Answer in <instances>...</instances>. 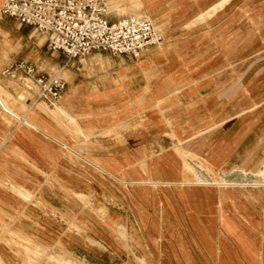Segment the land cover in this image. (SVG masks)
Instances as JSON below:
<instances>
[{"label": "crops", "instance_id": "0c3cea01", "mask_svg": "<svg viewBox=\"0 0 264 264\" xmlns=\"http://www.w3.org/2000/svg\"><path fill=\"white\" fill-rule=\"evenodd\" d=\"M237 1L182 0L163 19L148 16L164 37L161 48L140 60L95 51L78 61L83 67L69 80L63 77L67 89L58 103L42 100L50 109L15 117L20 124L11 129L0 122L6 151H14L0 162L7 180L66 216L53 225H63V236L69 230L72 244L92 249L95 229L115 245L111 225H129L133 215L147 232L154 264H264V237L236 241L226 230L219 240L173 238L176 188L182 198L220 197L218 187L198 189L189 165H208L211 176L264 166V46L253 44L264 38V10L253 11L264 0ZM106 5L110 19L121 18ZM16 22L21 47L6 41L10 61L0 64V76L20 79L1 70L21 60L50 73L42 48L59 52L48 47L46 34ZM0 194L20 202L7 190ZM73 216L81 233L64 228ZM84 250L87 260L91 250Z\"/></svg>", "mask_w": 264, "mask_h": 264}, {"label": "rangeland", "instance_id": "374dc122", "mask_svg": "<svg viewBox=\"0 0 264 264\" xmlns=\"http://www.w3.org/2000/svg\"><path fill=\"white\" fill-rule=\"evenodd\" d=\"M181 1L106 0L112 18L140 15L150 16L153 19H163L166 9H175V7L186 3ZM1 2L2 0H0ZM260 10H264V5L253 9L258 12ZM17 30V22L14 18L3 16L0 19L1 65L10 61L7 56L10 49L6 41L21 47V42L17 39L19 35ZM5 31H10V35ZM35 35L36 33L32 31L29 40L34 42L37 39ZM260 43L264 46V38L253 39L254 47ZM42 50L40 53L41 61H43L42 67L51 74H57L69 80L68 74L73 76L77 67H83L77 59L68 62V58L62 53L52 56L46 45ZM73 63H75L74 66H72ZM21 78L4 79L0 76V88L5 93L4 104L17 114L16 116L12 115L0 104V122L9 129L20 124L17 117L26 116L28 112L37 109H50L44 101L36 99L34 90L29 89L26 84L27 80ZM5 140L4 133L0 131V162L8 157L7 152L14 153L13 150L6 151ZM189 168L195 175L196 184L201 185L198 186V189L208 190L212 189V186L218 187L220 197L217 195L210 197L206 193L203 197L182 198L179 196L180 188H176L172 198L174 207L172 217L173 234L176 232L178 235L173 236L174 239L180 237L186 241L188 236L190 241H192V237L201 241L205 240L204 238L219 240L225 236L226 230L230 234L228 237L236 241L249 237H264V192L259 190H264V166L244 171L246 174H254L261 179V182L249 184L248 181L245 185L242 183H233L232 185L230 183L229 185L226 182L224 175L232 171L211 176L208 171L213 172V170L208 165L199 167L189 165ZM204 176L207 178H203ZM7 179L5 167L1 163L0 190L9 191L14 197L20 199V202L14 199V203H7L0 194V264H154L149 261V257L153 259L154 256L150 254L146 245L147 232L141 229V225L133 223V215L128 217L129 225L126 223L111 225L114 229L109 227L115 245L112 243L107 245L106 237L94 229L92 243L95 246L90 249L91 247L83 245L87 250H91L90 253H87V261L82 257L85 252L84 248L78 246L76 242V244H72V241L66 238L65 235L69 230L63 229L64 233L66 232L63 236L60 231V227L63 225H53L54 221L57 223L68 221L66 216L55 213L47 199H38L34 192L31 195L30 192L25 191L26 194L23 195L19 192L18 185ZM223 189L233 190V193L228 196L227 190ZM242 191L246 195H243ZM113 208L117 209L115 206ZM106 211L105 206L101 204L100 215L102 217L107 214ZM76 222H78V217L73 216L71 225H64V228L69 227L75 233H81L84 229L80 225H75ZM117 242L120 243V246L117 245ZM123 248L125 254H123Z\"/></svg>", "mask_w": 264, "mask_h": 264}, {"label": "built area", "instance_id": "2783aa9c", "mask_svg": "<svg viewBox=\"0 0 264 264\" xmlns=\"http://www.w3.org/2000/svg\"><path fill=\"white\" fill-rule=\"evenodd\" d=\"M2 16L28 24L47 35L48 47L64 54L68 62H82L95 51L143 59L150 49H159L164 37L148 16L108 17L105 0H4ZM3 76L29 80L37 100L58 103L67 89L66 80L28 61L12 63Z\"/></svg>", "mask_w": 264, "mask_h": 264}, {"label": "bare ground", "instance_id": "6f19581e", "mask_svg": "<svg viewBox=\"0 0 264 264\" xmlns=\"http://www.w3.org/2000/svg\"><path fill=\"white\" fill-rule=\"evenodd\" d=\"M26 84L29 87V89L33 88L31 83L29 82V80H27ZM4 95H5V93L0 88V102H1V105L7 111H9V113H11L12 115L16 116L17 114L15 112H13L12 110H10L9 108H7L6 105L4 104V101H3ZM203 178H207V177L204 176ZM224 178H225L226 182L229 185H230V183H231V185L233 183H242V184L245 185V184H247L248 181H249V184H251V183L253 184L254 182H261V179L258 176L254 175V174H246L244 171H233L231 173H228V174L224 175ZM262 181H263V179H262Z\"/></svg>", "mask_w": 264, "mask_h": 264}]
</instances>
